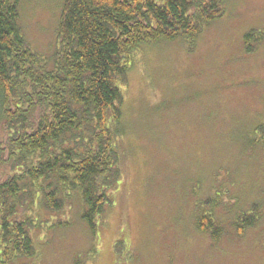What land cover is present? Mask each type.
I'll list each match as a JSON object with an SVG mask.
<instances>
[{"label": "rangeland", "instance_id": "rangeland-1", "mask_svg": "<svg viewBox=\"0 0 264 264\" xmlns=\"http://www.w3.org/2000/svg\"><path fill=\"white\" fill-rule=\"evenodd\" d=\"M20 9L32 49L52 56L62 0H22ZM134 60L120 83L114 203L96 233L78 196L45 213L68 223L34 232L31 264H264V0H226L195 43L162 40ZM209 198L216 207L203 205ZM253 204L258 221L240 234L234 220ZM199 208L216 213L219 240L197 228Z\"/></svg>", "mask_w": 264, "mask_h": 264}, {"label": "trees", "instance_id": "trees-1", "mask_svg": "<svg viewBox=\"0 0 264 264\" xmlns=\"http://www.w3.org/2000/svg\"><path fill=\"white\" fill-rule=\"evenodd\" d=\"M225 1L62 0L50 58L22 32V0H0V264H31L34 232L66 223L45 213H62L75 196L96 233L123 178L122 79L143 46L195 43ZM254 39L246 35L250 52ZM209 199L203 205L216 207ZM258 217L253 204L233 225L242 234ZM219 221L198 209L197 228L213 240L224 232Z\"/></svg>", "mask_w": 264, "mask_h": 264}]
</instances>
